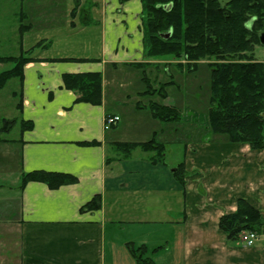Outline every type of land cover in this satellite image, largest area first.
I'll list each match as a JSON object with an SVG mask.
<instances>
[{"label":"crops","instance_id":"1","mask_svg":"<svg viewBox=\"0 0 264 264\" xmlns=\"http://www.w3.org/2000/svg\"><path fill=\"white\" fill-rule=\"evenodd\" d=\"M21 20L29 28L19 39ZM39 42L48 44L33 51L10 93L15 113L0 117V128L3 120L14 121L0 141V264H136L129 244L147 247L155 264H264V230L248 247L228 241L218 228L239 199L264 220V148L223 137L185 144L175 166L183 163L182 182L174 168L152 164L147 153L137 149L122 159L116 151L117 143L157 138L149 104L161 101L144 94L142 77L158 89L174 83L172 74L159 81L161 67L186 68L185 61L146 56L141 0H0L4 51L18 55ZM121 70L127 79L116 78ZM83 73L101 74L100 105L77 101L65 88L63 75ZM126 109L148 110L151 128L128 134L119 113ZM106 116L119 117L109 130L103 129ZM24 122L31 128L22 131ZM34 171L77 182L21 187L22 176ZM96 195L100 209L81 211Z\"/></svg>","mask_w":264,"mask_h":264},{"label":"trees","instance_id":"2","mask_svg":"<svg viewBox=\"0 0 264 264\" xmlns=\"http://www.w3.org/2000/svg\"><path fill=\"white\" fill-rule=\"evenodd\" d=\"M78 4V0H74ZM143 13V43L146 56H170L184 60L186 69L195 71L197 63L207 61L210 69V108L205 118L212 137H223L229 143L246 144L251 150L264 148V60L255 58L256 46H263L260 35L264 33V0H141ZM29 26L20 21L18 36L21 39ZM48 43L39 42L13 57L0 56V64L11 67L0 73V90L12 79H22L23 68L31 62V54ZM182 66L181 64H178ZM138 64L134 67H143ZM100 73L65 74L66 89L78 94L77 101L100 105L102 99ZM144 94L166 97L165 85L153 89L145 76ZM154 119L169 123L179 121L181 114L175 107L150 103ZM14 121L3 120L1 133L10 129ZM21 130L31 128V123L20 124ZM93 144V143H90ZM117 153L128 158L134 150L149 153L152 164H164L166 147L153 137L143 143H117ZM180 163L175 174H181ZM183 178V173L179 180ZM42 182L56 189L77 182L68 174L34 171L21 178L22 187L27 182ZM101 198L94 196L81 207V211L99 210ZM218 228L230 242L239 240L243 232L262 235L264 220L260 212L239 199L236 210L220 217ZM127 249L136 264H155L148 257L144 245ZM155 251V250H154ZM153 251V252H154Z\"/></svg>","mask_w":264,"mask_h":264},{"label":"rangeland","instance_id":"3","mask_svg":"<svg viewBox=\"0 0 264 264\" xmlns=\"http://www.w3.org/2000/svg\"><path fill=\"white\" fill-rule=\"evenodd\" d=\"M38 0H34L36 3ZM227 0H221L222 3ZM86 10V6L84 7ZM58 7L55 9L57 10ZM36 21L41 22L42 17H39ZM37 17V13H36ZM3 50V51H2ZM3 47L0 45V52L5 54H12L7 57L17 56L16 52L13 51H4ZM16 54V55H14ZM19 55V54H18ZM254 55L256 60L263 61L264 60V47L256 46L254 50ZM1 56V55H0ZM167 60H173L170 56L162 57ZM178 61H184L179 60ZM147 65L143 66L145 68ZM11 67L10 64H0V71L7 70ZM169 67V71H167V67H164L161 71L162 81L165 82L170 80V75L173 77V85L168 86L165 85V93L166 97L163 99L158 95L156 99L161 101L162 105L169 104L172 107H175L179 110L181 114V118L179 121L162 123L156 119L154 123H156L155 132H156V140L157 142H162L166 147V152L164 156V163L168 168H175V166L183 160L184 157V146L185 144H191L193 142H202L205 143L209 141L212 136L208 132L206 116L210 108V89H209V81H210V69L207 65L206 61H200L197 65L195 71H188L186 68H182L181 71L176 67L175 64H171ZM2 72V71H1ZM0 72V73H1ZM134 72L130 73L128 78H132L135 76ZM126 72L121 70L116 74V78L119 80L127 79ZM139 77V75L137 74ZM148 76V75H147ZM153 77V76H152ZM151 84L153 83V79H151ZM17 84V80H10L6 86L0 91V117H8L10 118V113H15L13 107H11V102L13 104L17 103V99L10 98V93L14 89ZM158 85V84H157ZM159 87V85H158ZM157 87V88H158ZM145 90V88H144ZM121 91V89H119ZM15 96V95H14ZM139 100V99H138ZM147 98H140V101H146ZM137 99L133 98L131 100L130 105L136 104ZM134 109H126V111H119L121 115V123L128 134L132 133L136 127L141 126L138 130H142L145 126L151 128V124L148 122L151 117L149 116V111L146 110L144 113L138 114L134 112ZM151 113V112H150ZM12 121V120H7ZM12 125V124H11ZM10 125V126H11ZM134 128V130L132 129ZM162 129L164 130L162 132ZM16 129L8 135V137H12L15 134ZM124 143V142H123ZM128 143V142H127ZM149 154V153H147ZM142 230V228L140 229ZM246 233V232H243ZM241 233L240 236L243 234ZM239 236V238H240ZM163 247V246H162Z\"/></svg>","mask_w":264,"mask_h":264},{"label":"built area","instance_id":"4","mask_svg":"<svg viewBox=\"0 0 264 264\" xmlns=\"http://www.w3.org/2000/svg\"><path fill=\"white\" fill-rule=\"evenodd\" d=\"M119 121L117 116H107L104 119V130H109L112 126H114ZM258 240V234L255 232H246L240 236V242L245 246H252Z\"/></svg>","mask_w":264,"mask_h":264},{"label":"water","instance_id":"5","mask_svg":"<svg viewBox=\"0 0 264 264\" xmlns=\"http://www.w3.org/2000/svg\"><path fill=\"white\" fill-rule=\"evenodd\" d=\"M260 39H261V43L264 45V33L260 35ZM172 171L175 172L176 168H174Z\"/></svg>","mask_w":264,"mask_h":264}]
</instances>
